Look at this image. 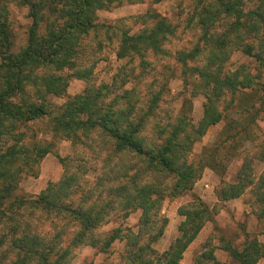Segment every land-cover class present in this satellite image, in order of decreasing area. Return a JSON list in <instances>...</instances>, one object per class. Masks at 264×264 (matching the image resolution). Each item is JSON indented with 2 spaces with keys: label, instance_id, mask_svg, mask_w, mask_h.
Listing matches in <instances>:
<instances>
[{
  "label": "trees",
  "instance_id": "trees-1",
  "mask_svg": "<svg viewBox=\"0 0 264 264\" xmlns=\"http://www.w3.org/2000/svg\"><path fill=\"white\" fill-rule=\"evenodd\" d=\"M121 1L0 0V264H72L73 250L88 246L104 254L114 242L122 244V251L113 264H181L182 253L217 207L238 198L246 204L249 195L250 213L264 235V174L253 179L251 167L253 159L264 163V141L256 131L264 113V0L253 6L248 0H195V44L170 57L179 68L181 86L188 87L190 97L203 98L195 125L182 109L188 99L171 118L156 92L163 87L161 80L149 76L143 82V58L166 55L162 45L173 35L171 24L154 12L137 18L152 23L143 22L134 33L96 23V12ZM11 2L24 7L30 21L16 52L11 51L8 22ZM103 29L110 32L108 38L117 37L114 56L124 63L110 82L93 86L86 68L91 54L84 55L82 45L99 38ZM233 52L255 67L239 64L227 70ZM152 66L162 76L157 63ZM71 78L84 81L82 92L68 97L52 115L50 98L63 96ZM42 120L49 124L51 140H66L78 149L58 158L59 180L33 198L18 197L14 192L21 174L32 175L33 166L49 152V144L36 135L28 142L26 136L29 125ZM219 123L212 143L192 154L193 145ZM246 142L254 150L242 157L234 180L224 181L228 164ZM205 169L219 180L213 188L216 211L193 196L177 210L183 219L178 236L157 253L152 245L166 224L159 215L163 201L188 194ZM89 170L91 182L84 178ZM132 212L139 213L135 229H102ZM221 249L231 264H258L264 257V243L255 238L239 249L227 243ZM213 250L207 242L200 245L191 264H220Z\"/></svg>",
  "mask_w": 264,
  "mask_h": 264
},
{
  "label": "rangeland",
  "instance_id": "rangeland-1",
  "mask_svg": "<svg viewBox=\"0 0 264 264\" xmlns=\"http://www.w3.org/2000/svg\"><path fill=\"white\" fill-rule=\"evenodd\" d=\"M257 0H248L247 5L253 6ZM129 0H123L119 4H115L112 8L96 12V23L100 26H105L114 30H127L129 33H134L140 30L145 25L152 23L150 19H145L142 23L138 17L143 14L154 12L160 17L165 18L170 24L173 31L172 37H168L166 42L163 43L162 48L165 56H152L147 55L143 58L146 62L141 66L147 77L143 82L148 81L149 76H153L156 80H161L163 84L161 91H156L159 95V103L164 106V113L169 117L175 116L180 107L183 99H188V104L183 105L182 109L185 112L192 124H196L201 117V103L203 98L201 96L190 97L188 87L181 86V79L179 77V68L170 57L175 50L189 49L198 36L197 28L194 25L196 22V7L195 0H140L134 4H129ZM142 21V20H141ZM8 22L12 35V52H16L23 47L25 43V35L27 27L30 23L26 17V9L17 5L14 2L8 4ZM142 24V25H141ZM101 36L92 38L89 44L82 45L85 47L83 51L88 58L87 67L90 70L88 75L89 84L99 86L110 82V78L116 74V70L124 63L123 61L116 60L114 53L117 44V37L111 35L110 38L107 34L109 31L101 30ZM89 39V38H87ZM101 39V43H100ZM100 43L99 48L92 54L88 49L95 47ZM169 53V54H168ZM138 61H135V63ZM157 63V68L162 76L154 74V66L152 63ZM239 64L255 67L254 62L245 59L239 52H233L226 63L227 70H233ZM80 65V64H79ZM137 65V63H136ZM67 74V72H64ZM123 74L120 79L123 78ZM117 79V80H120ZM118 82L115 83L116 87ZM155 82L151 87L155 86ZM131 83L127 84L130 87ZM84 81L71 78L65 88L64 95L58 98H50V105L48 110L53 115L58 111V108L63 105L68 97L74 96L82 92ZM113 88V87H112ZM120 92V90H118ZM162 100V101H161ZM257 136L259 140L264 141V113H262L257 121ZM48 122L46 120L29 125L30 132L26 134L28 142L31 141L34 135L36 140H39L43 145L49 144V152L33 166V174H21L20 181L14 192L15 196L23 198H33L41 190H43L48 183H54L59 180L62 174V167L58 158L71 157L78 147L72 146L69 141L50 139L48 133ZM221 124L209 127L204 136L193 145L192 154L197 155L200 149L212 143ZM27 142V143H28ZM254 150L253 144L246 142L240 152L233 158L227 166V171L223 177L226 182L234 180V175L240 165L241 159L244 155L251 153ZM252 177L257 179L260 175L264 174V163L258 159H253L251 163ZM34 175V176H33ZM94 173L89 170L85 175V180L91 182ZM219 184L218 178L205 169L199 180H197L191 191L180 197L165 199L160 207L159 215L166 219L161 237L152 245V248L161 253L168 245L178 236L177 227L183 220L178 215L177 210L180 206H186L191 202L192 197L199 198L208 209L216 211L215 198L213 197V188ZM252 201L251 195L248 196L246 204L243 198L231 200L223 205L217 207V213H214L210 220L205 222L195 237V239L188 244L182 253L181 264H191L193 257L200 251V245L207 242L210 247H213V254L220 264H231L230 258L224 250L221 249L223 243L239 249L245 241L255 238L258 242L264 243V235L258 227L257 221L250 213ZM139 213L132 212L125 218H117L112 220L109 224L102 229L108 231L114 227H126L135 229ZM2 232V230H1ZM68 232L65 240L69 238ZM74 256L70 261L72 264H82L91 262V264H113L116 262L118 255L122 251V244L114 242L108 249V252L95 253L94 249L86 246L73 250ZM258 264H264V257H262Z\"/></svg>",
  "mask_w": 264,
  "mask_h": 264
},
{
  "label": "crops",
  "instance_id": "crops-1",
  "mask_svg": "<svg viewBox=\"0 0 264 264\" xmlns=\"http://www.w3.org/2000/svg\"><path fill=\"white\" fill-rule=\"evenodd\" d=\"M213 197H214V195H213ZM215 198V197H214ZM239 199V198H238ZM234 200H236V199H234Z\"/></svg>",
  "mask_w": 264,
  "mask_h": 264
}]
</instances>
